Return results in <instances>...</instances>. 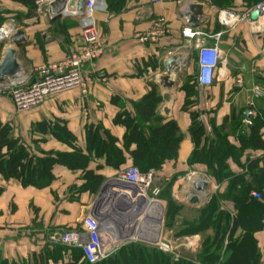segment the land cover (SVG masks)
Wrapping results in <instances>:
<instances>
[{
    "label": "crops",
    "instance_id": "obj_1",
    "mask_svg": "<svg viewBox=\"0 0 264 264\" xmlns=\"http://www.w3.org/2000/svg\"><path fill=\"white\" fill-rule=\"evenodd\" d=\"M254 4L255 0H232L230 6L220 9L215 0H172L164 4H153L151 0H125L123 9L118 13L110 12L107 4L105 12L95 13L105 49L97 61L85 68L86 77L92 81L89 96L70 92L47 99L38 109L18 113L9 96L0 90V123L10 124L14 136L22 138L36 152L73 151L72 145L53 135L55 125L66 127L76 138V146L85 154H88V134L95 130L103 138L108 132L119 141L118 148L123 149L127 129L115 122L117 116L122 112L133 115L134 104L147 96L151 91L150 84H156L162 97L157 114L168 121H175L185 136L177 161L167 162L156 178L167 182L176 178L172 197L181 203L184 210L197 215L200 208L187 200L192 189L184 178L190 172L207 174L205 166L190 167L188 164L195 149L189 133L192 123L190 112L200 113L207 135H213L214 128L218 127H224L229 132L235 119L247 108L251 91L257 86L264 87V18L256 30L242 21L236 26L225 27L218 19L221 11L242 15ZM192 5L203 7V18L198 28L190 27V18L186 16L187 9ZM26 14L24 6L11 0H0V29L12 28L11 37L20 30L26 34L27 43L18 50V61L25 78L21 74L18 79L33 82L37 79L39 68L61 62L70 53L79 50L83 46V37L81 23L77 19H61L50 24V17L37 13L38 17L25 19L23 16ZM18 16L22 18L18 19ZM160 19L168 24L169 33L157 44L141 43L138 35L151 30ZM187 31L199 32L201 37L189 39ZM218 34H221L218 44L221 63L214 83L210 88L198 87L194 107L186 110L183 86L187 76H195L197 71L196 46L199 41L214 46L213 36ZM8 45L9 39L0 42V63ZM180 50L182 52H178ZM170 52L172 56L179 55L182 60H187L188 56L190 68L173 74L171 78L175 84L166 86L162 78L166 76L165 62L172 57ZM154 58L159 67L157 71L147 67V63ZM256 106L264 108L263 98L256 100ZM40 124L48 125L47 130L42 131ZM229 140L240 146L234 133ZM248 157L264 162V150L246 149L239 163L230 161L231 170L236 174H245L242 166ZM125 158L126 162L119 167L108 165L105 157L93 158L87 171L103 180L96 191H82L87 183L84 177L86 171L70 170L62 165L54 167L55 180L43 189L24 188L18 180L5 181L0 175V188L4 189L0 196V258L9 264H34L44 249L61 245L62 233L81 227L85 210L93 207L103 186L108 181L117 180L122 170L132 166L127 153ZM247 181L257 185L255 177L248 176ZM120 185L122 182L108 187V202L96 214L98 217L99 214H107L114 218L121 215L125 218L124 223L128 222L124 230L121 228L123 236L118 249L130 243L133 219L140 222L145 219L142 218L146 216L144 211L151 215L154 213L147 203L139 213L141 207L135 206L136 201L130 199ZM227 185L225 182L220 187L224 191ZM202 199L206 198L203 196ZM137 213L139 215L134 218ZM255 236L262 255L260 264H264V228ZM60 262L49 260L47 264Z\"/></svg>",
    "mask_w": 264,
    "mask_h": 264
},
{
    "label": "trees",
    "instance_id": "obj_2",
    "mask_svg": "<svg viewBox=\"0 0 264 264\" xmlns=\"http://www.w3.org/2000/svg\"><path fill=\"white\" fill-rule=\"evenodd\" d=\"M27 8L25 19L37 16V0H11ZM125 0H106L110 12H120ZM264 0H255L256 4ZM220 9L230 6L232 0H215ZM253 6H250V10ZM22 17L18 16V19ZM147 67L158 70L157 60L151 59ZM198 83L195 76H187L183 90L186 93L185 109L194 107L198 95ZM151 91L140 102L134 104V114L120 113L115 122L123 125L127 132L123 140V149L118 148L119 141L108 132L101 137L98 130L89 132L87 153L76 146V138L64 126L55 125L53 135L60 141L72 145V152L54 151L36 152L22 138L14 136L10 124L0 123V175L5 181L18 180L24 188L43 189L55 180L53 169L62 165L70 170L82 169L85 172L86 185L82 191H96L102 183L101 177L94 175L87 168L93 158L105 157L111 167H119L126 162L125 153L133 164L142 172H153L159 175L164 165L177 161L181 144L185 139L175 121H168L157 114L162 101L158 86L150 84ZM264 101V97H263ZM253 125L246 127L242 123L243 112L235 119L231 131L224 127L214 128L213 135H207L200 121V113L191 111L189 133L195 149L188 160L190 167L205 166V173L218 185L227 182L222 193L212 196L208 204L200 208L198 217L182 221L177 236L180 238L203 235L201 251L197 260L189 258L175 259L171 254L142 244L127 243L122 245L107 259L97 264H260L261 252L256 233L264 228V162L248 157L242 166L245 174H236L231 170L230 161L239 163L246 149L264 150V108H256ZM41 126V124H40ZM48 125L41 126L46 131ZM40 129V130H41ZM235 134L240 146L231 143L229 137ZM134 146V148H132ZM263 163V168L260 167ZM255 177V186L247 177ZM176 178L167 185L160 199L167 201L166 223L168 227L176 224L183 206L176 204L170 195ZM164 188V186H161ZM253 190L261 193V199L251 196ZM4 189L0 188V196ZM162 191V189H161ZM160 191V192H161ZM234 209V211L231 212ZM49 249L38 257L34 264H47L49 260H61L67 250L72 255L68 264H91L85 260L80 249H66L62 245ZM58 255L60 258H53ZM191 255V253H190ZM65 258V257H63ZM0 264H9L0 258Z\"/></svg>",
    "mask_w": 264,
    "mask_h": 264
},
{
    "label": "built area",
    "instance_id": "obj_3",
    "mask_svg": "<svg viewBox=\"0 0 264 264\" xmlns=\"http://www.w3.org/2000/svg\"><path fill=\"white\" fill-rule=\"evenodd\" d=\"M57 0H37V13L46 17L52 16V4ZM172 0H151L153 4H164L171 2ZM89 0L86 7L85 17L81 19L83 46L79 50L70 53L63 61L43 66L37 70L36 81L28 80H11L6 83L7 91L10 99L14 105V108L18 113H27L35 109L40 108L47 99L54 98L70 92H79L83 97H87L90 94V87L92 81H90L85 74V68L97 61L103 54L105 49V43L100 38L98 25L95 19L96 12H105L107 10L106 1ZM180 3V2H179ZM259 10L262 13L261 18L254 22L251 20V15L254 11ZM264 18V2H260L253 6L250 10L242 15L235 14L230 11H221L219 13V21L225 27H233L240 21L247 22L251 28L258 27V23ZM13 33V29L1 28L0 29V42L8 40ZM169 33V26L164 19H160L156 22L155 26L143 34L138 35V39L141 43L157 44ZM186 36L189 39L201 37V33L187 31ZM221 34L213 36L215 41L214 46H206L196 53V73L195 78L198 86L201 88H210L215 79V73L218 70L221 57L219 51V41ZM189 44L191 45L190 41ZM192 48V46H191ZM193 49V48H192ZM195 49V48H194ZM169 55H173L172 52ZM181 65V69L189 70L190 65L188 62ZM252 95L249 99L248 106L243 112L242 123L246 127L253 125V119L256 116V100L264 97V87L257 86L252 91ZM203 178L209 185L213 193H216L221 187L213 182V180L207 175H200L196 172H190L184 178L186 184L190 185L192 191L189 192L187 200L189 201L194 194L192 185L199 179ZM117 180L122 183L131 185L136 191L135 194L127 192L126 194L130 199L136 201L135 206H140V212H142L145 203L156 204L162 206V201L150 199L149 191L154 184L158 181L156 175L153 172H142L138 167L130 166L122 170ZM156 197L160 194V188H154L152 192ZM251 196L255 199H261V193L253 191ZM142 204V205H141ZM159 209V208H158ZM153 209L154 213L148 214L144 211L146 216L140 222L134 220L133 228L130 230L133 235L130 237V241L137 238L150 241L153 240L150 237V233L137 234V228L149 225L156 230L158 219L161 215V210ZM114 211V209H111ZM136 216V214H135ZM134 216V217H135ZM108 218L107 214L87 215L81 221V227L74 230H65L61 235V245L69 249H80L83 252L85 260L91 264H97L117 251L119 242H108L105 238V230L108 225L116 222L118 225L124 228L127 226L125 218L121 215H117ZM157 217V218H155ZM136 218V217H135ZM118 219V220H117ZM117 220V221H116ZM145 220V222H143ZM113 221V222H111ZM141 223V224H140ZM156 232V231H155ZM162 230L159 235L157 246L160 251L175 252L169 244L160 242ZM156 237V236H155ZM122 242V241H120ZM191 245V243H190ZM176 257H180L179 254H175Z\"/></svg>",
    "mask_w": 264,
    "mask_h": 264
},
{
    "label": "water",
    "instance_id": "obj_4",
    "mask_svg": "<svg viewBox=\"0 0 264 264\" xmlns=\"http://www.w3.org/2000/svg\"><path fill=\"white\" fill-rule=\"evenodd\" d=\"M102 1V0H100ZM105 1V0H103ZM89 0H57L52 4V16L50 17V24H53L61 19L74 18L79 21L85 17L86 7ZM186 16L190 18L189 26L192 28H198L201 25V19L203 18V7L201 5H192L187 9ZM262 16L261 11L256 10L251 15V20L256 22ZM25 32L20 30L16 32L10 39L9 45L5 51L4 57L0 63V84L5 83L11 79H18L22 74V68L18 61V50L26 45ZM208 46L207 42L199 41L196 46V51ZM187 60H182L179 55L172 56L165 62L166 76L162 78V82L166 86H173L175 83L172 81V75L181 71V65L185 64ZM185 72V71H184ZM183 72V73H184ZM120 184L119 180L108 181L102 188L98 200L95 202L91 209H86L84 212V217L87 215L96 216L97 212L106 206L108 202L107 189L112 185ZM121 189L127 192L135 194L134 187L131 185L122 183L120 185ZM194 194L189 200V202L198 208H201L202 198H210V185L203 179H197L192 185ZM161 207V206H160ZM162 220H163V207H161V215L158 219V224L156 226V237L148 242L156 244L159 240V235L162 230ZM191 247L194 248V244L191 243Z\"/></svg>",
    "mask_w": 264,
    "mask_h": 264
},
{
    "label": "rangeland",
    "instance_id": "obj_5",
    "mask_svg": "<svg viewBox=\"0 0 264 264\" xmlns=\"http://www.w3.org/2000/svg\"><path fill=\"white\" fill-rule=\"evenodd\" d=\"M178 52H182V51L180 50ZM22 76L25 78V73L24 72H22ZM11 80L19 81L20 79H11ZM11 80H8L7 83H9V81H11ZM26 80L29 81V79H26ZM6 89H7L6 84L0 86V90L2 92L6 93L9 96V93H8V91ZM9 98H10V96H9ZM199 173L200 174H204V173H201V172H199ZM207 176H209V175H207ZM168 184H169V182L164 181L162 179H158L156 184H154L153 187L151 188V190L148 192L149 193L148 195H149L150 199H155V200L162 201L163 220H162V233H161L160 242H163L164 244H166V243L169 244V246L175 251V252H164L163 251V253L171 254L176 260L177 259H181V258H189V259L197 260L198 255H199V253L201 251V246H202V242H203L204 236L203 235L202 236L201 235H197V236H192V237L180 238V237L177 236V233H178V229L182 225V221H184V220H193L194 217H196V218L198 217V214L196 215V213L194 214V213L189 212L187 210H184L182 208V211L180 213L179 218L177 219L176 224L174 226H172V227H168L167 223H166V218H165L166 213H167L168 204H167V201L160 199L161 193L164 192V190L166 189ZM161 186H164V188H161L162 191L160 189L161 192L156 197L152 192H153L154 188L155 189L156 188H160ZM172 190H173V187H171V190H170V195L171 196H172ZM222 192H223V188H220L218 191H216V193H213L212 190L210 189V191L207 194H210V196H213L215 194L222 193ZM261 192L264 195V191H261ZM172 199L177 205L178 204L181 205V203H179L175 198L172 197ZM210 199H211V197L207 198V199H202V205L205 206L206 204H208ZM150 207H151V205H150ZM232 211H234V209L232 210V208H231V212ZM138 215H139V213H137L135 217H137ZM137 234H138V229H137ZM137 236L138 235H135L136 239H134V240H132L130 242L135 243V244H142V246H144V247H148V248H151V249L153 248V249L159 250V247L157 246V243L156 244L150 243V242H148L146 240L137 238ZM151 236H152V234H150V237ZM190 243L194 244V248L191 247ZM120 244H122V243H120ZM66 249H68V248H66ZM50 250L54 253V251H53L54 249H50ZM63 253H64V255L62 254V257H61L62 259H61L60 263L61 264H68L70 261H72V255H74L73 253H75V252H71V253L69 252L68 253V251L65 250ZM190 253H191V255H190ZM175 254H177V255L179 254L180 257H176ZM63 257H65V258H63ZM53 258H60V257L58 255H55V256H53ZM64 261H66V263Z\"/></svg>",
    "mask_w": 264,
    "mask_h": 264
},
{
    "label": "bare ground",
    "instance_id": "obj_6",
    "mask_svg": "<svg viewBox=\"0 0 264 264\" xmlns=\"http://www.w3.org/2000/svg\"><path fill=\"white\" fill-rule=\"evenodd\" d=\"M93 3H94V5H96V0H94ZM151 207L154 210L160 208V206H158L156 204H151ZM108 218H109V216H108ZM111 222H113V221H111ZM121 228H122V226L118 225L116 222H114L112 224V226L107 227L106 230H105V238H106V240L108 242H117V243L122 241L123 233H122V229ZM137 229H138V234L142 235V234L145 233V235H146V232H149L150 234H152V236H151L152 239L155 238V236H156V232H154L153 227H151L149 225H146L144 227L143 226L142 227L139 226Z\"/></svg>",
    "mask_w": 264,
    "mask_h": 264
}]
</instances>
